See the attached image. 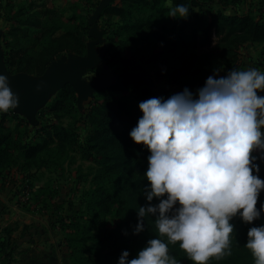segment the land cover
<instances>
[{"label": "trees", "instance_id": "1", "mask_svg": "<svg viewBox=\"0 0 264 264\" xmlns=\"http://www.w3.org/2000/svg\"><path fill=\"white\" fill-rule=\"evenodd\" d=\"M258 1L253 13L248 0H171L173 7H189L187 18L169 16L168 0L109 1L99 16L104 18V60L119 72L137 71L140 64H146L154 70V80L159 84L127 81L105 87L92 94L84 109L77 106L76 94L66 84L37 112V117L48 115L50 119L36 126L33 135L29 134L26 118L11 110L1 112L0 187L13 165L24 174L32 169L50 170L71 160L79 149L95 169L91 179L94 185L83 192L77 215L49 220L39 229L36 223L24 224L17 236V225L0 226V264H16L19 240L30 242L37 233L56 226L63 233L68 264H117L123 250H128L132 259L151 238L167 242L166 236L159 235L151 215L144 218V229L134 234L138 210L149 203L144 193L150 183L144 176L150 151L129 136L143 114L139 102L151 97L168 98L185 87L195 94L210 75L219 77L232 69L244 70L241 49L247 44L260 45L264 57V0ZM37 2L40 4L35 6ZM244 2L247 9L242 13L238 8ZM75 18L58 13L51 0H31L26 7L8 12L9 26L1 40L7 70L39 75L62 54L85 55L91 39L88 25L80 17L71 24ZM135 46L146 56L139 62L134 57ZM12 119L16 123L10 126ZM80 125L87 130L83 138ZM260 154L253 151V155ZM257 163L259 176L264 179V161ZM24 182L23 189L31 195L30 207L25 209L31 213L40 203H46L41 195L47 188H35L30 179ZM261 203L264 190L257 208ZM230 222L234 224L231 255L213 257L207 264H254L244 244L249 228L264 224V211L250 224L238 215ZM179 243L168 244L170 256L177 264H195Z\"/></svg>", "mask_w": 264, "mask_h": 264}, {"label": "clouds", "instance_id": "2", "mask_svg": "<svg viewBox=\"0 0 264 264\" xmlns=\"http://www.w3.org/2000/svg\"><path fill=\"white\" fill-rule=\"evenodd\" d=\"M168 2L169 16L188 17L187 5ZM258 90L264 92V71L232 69L208 76L195 94L185 87L168 98L139 102L143 114L129 136L150 151L144 173L150 183L134 234L151 215L167 242L151 238L132 259L123 250L117 264H177L168 248L176 242L195 264H207L231 255L233 217L249 224L261 218L264 203L257 208V202L264 179L257 161H264V96ZM18 102L8 76L0 73V112ZM154 198L158 203H150ZM244 246L254 264H264V224L249 228Z\"/></svg>", "mask_w": 264, "mask_h": 264}, {"label": "rangeland", "instance_id": "3", "mask_svg": "<svg viewBox=\"0 0 264 264\" xmlns=\"http://www.w3.org/2000/svg\"><path fill=\"white\" fill-rule=\"evenodd\" d=\"M30 1L31 0H0V43L3 34L6 32L9 26L6 20L8 12H10L11 10L15 11L16 8H18L19 6L26 7L30 3ZM100 1L101 0H51V4L53 5V8L58 11V13L64 15L65 17H76L73 21L70 22L71 24H76L79 20V17L80 19H83L84 22H86L88 25L89 36V17L94 12L96 6L99 4ZM249 1H251V3ZM248 2L251 5L250 7L252 9V12L255 13L259 1L248 0ZM39 4L40 3L37 2V4L35 3V6ZM8 5H11V8H9ZM34 9L37 10L38 7H35ZM238 9L242 13L245 12V10L247 9L246 3L244 2L243 4H240ZM225 11L231 12V9H227ZM103 24L104 18H99L98 27L100 30H102L101 28ZM105 42L106 41L104 38V43L102 45L97 46V49L99 51L101 49H104ZM260 48V45L247 44L241 49V58L243 60L244 70L248 68H258L264 71V57L260 54ZM133 50L135 54L134 57L136 58L137 62L141 60V57L145 59L146 56L143 55V50L138 49V46H135ZM68 54L69 53L62 55L67 56ZM104 71H107L108 73H120L119 71L111 67L107 61L104 60L94 70H92V72H87L84 77L88 81H92ZM136 72L144 73V75H147V77L150 78L151 81L154 82V84H159L157 83V81L154 80V70L150 68V66L142 63L138 66V70ZM258 95L264 96V92H260L258 90ZM53 96L54 95H51L50 99ZM49 100L46 102V104L49 102ZM89 100L90 98L83 103L82 109L88 107ZM45 105L40 107L38 111L43 110ZM11 112L20 115L19 113L13 110H11ZM49 119L50 118L48 115H42L40 117H37L36 114L35 122L34 124H32L26 118V120L29 122V134L33 135L35 127L38 126L40 123L48 121ZM9 122L10 126H12L16 123V120L12 119V121L9 120ZM86 133L87 130H85L83 125H80L81 137L83 138ZM94 169L95 164L87 161L84 158V155L80 149L72 154L71 160L64 161L57 168L50 170L32 169L28 174H24L17 170L16 165H13V167L10 168L11 174L9 175V178L7 179L5 184L0 187V205L5 203V207L0 208V217L2 219L0 221H9L10 223L17 225L22 224L24 221L34 220L39 229L40 226H43V224H47V221L49 220H52L50 222H53L54 219L58 220L61 217L64 218L77 215L82 206L81 200L83 192L93 187L94 185L91 180L94 174ZM25 178L32 180L35 188H47L42 192L41 195V197L46 199V203L44 204L45 206L40 203L42 206L38 205L36 209L30 213L32 214L31 216L30 214H28L29 211L25 209L26 206L27 208L30 207L27 204H29V200L31 199V195L25 192V190L23 189ZM49 234H51L53 238L57 237L55 242H63V233L61 231L59 232V228L57 226L53 230L52 228H50Z\"/></svg>", "mask_w": 264, "mask_h": 264}, {"label": "water", "instance_id": "4", "mask_svg": "<svg viewBox=\"0 0 264 264\" xmlns=\"http://www.w3.org/2000/svg\"><path fill=\"white\" fill-rule=\"evenodd\" d=\"M109 1L101 0L89 17L91 39L86 43V54L62 55L53 60L40 75L26 72L10 73L5 66L4 52L0 43V73L8 76L10 88L19 98L18 106L10 108L11 110L26 117L30 123L34 124L38 109L66 84L73 88L79 108H82L83 103L93 93L105 87L127 81H146L154 85L147 75L136 71L120 73L104 71L92 81L84 77L89 70H94L104 61V49L100 51L97 49V46L104 43L103 32L98 27V19Z\"/></svg>", "mask_w": 264, "mask_h": 264}, {"label": "crops", "instance_id": "5", "mask_svg": "<svg viewBox=\"0 0 264 264\" xmlns=\"http://www.w3.org/2000/svg\"><path fill=\"white\" fill-rule=\"evenodd\" d=\"M4 196V194H3ZM7 206V203H6ZM5 207V203L0 205ZM30 214V213H28ZM32 214H30L31 216ZM0 220L1 217H0ZM35 223L34 220L24 221L22 224H17V231L14 235H19L20 230L24 224ZM16 225L9 221H0V226L5 225ZM50 232V230H48ZM48 231L43 233L39 232L34 236L33 240L30 242H25L19 240L18 248L16 250V264H68L67 250L65 246H62L63 242H55L57 237L53 238ZM56 235V234H55Z\"/></svg>", "mask_w": 264, "mask_h": 264}]
</instances>
